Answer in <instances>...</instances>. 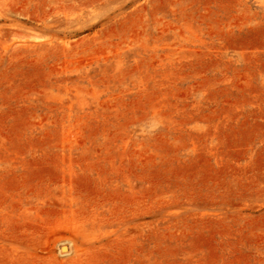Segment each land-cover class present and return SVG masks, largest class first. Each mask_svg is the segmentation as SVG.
Segmentation results:
<instances>
[{"label":"rangeland","instance_id":"374dc122","mask_svg":"<svg viewBox=\"0 0 264 264\" xmlns=\"http://www.w3.org/2000/svg\"><path fill=\"white\" fill-rule=\"evenodd\" d=\"M0 264H264V0H0Z\"/></svg>","mask_w":264,"mask_h":264},{"label":"bare ground","instance_id":"6f19581e","mask_svg":"<svg viewBox=\"0 0 264 264\" xmlns=\"http://www.w3.org/2000/svg\"><path fill=\"white\" fill-rule=\"evenodd\" d=\"M67 251H68V250H67ZM69 252H70V251H69ZM69 252H68V253L66 252V253L69 254Z\"/></svg>","mask_w":264,"mask_h":264}]
</instances>
